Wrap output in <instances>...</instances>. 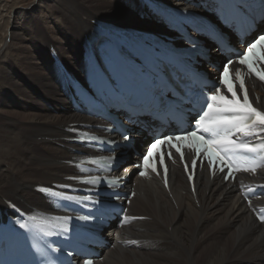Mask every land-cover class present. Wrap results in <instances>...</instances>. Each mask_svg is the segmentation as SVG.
<instances>
[{
    "label": "bare ground",
    "instance_id": "1",
    "mask_svg": "<svg viewBox=\"0 0 264 264\" xmlns=\"http://www.w3.org/2000/svg\"><path fill=\"white\" fill-rule=\"evenodd\" d=\"M167 1L186 8L184 0ZM0 8L12 28L0 40V211H46L51 206L37 191L70 185L79 175L74 165L91 154L72 140L96 122L73 110L65 92L69 80L83 81L90 71L89 36L99 23L162 32L155 17L141 18L146 9L138 0H34L27 8L15 0ZM254 86L264 110V87ZM130 128L137 151L149 129L138 120ZM135 157L128 151L114 176H126L125 188L135 192L129 213L140 220L121 230L112 224L96 264H264V224L255 220L264 200L245 203L234 184L210 180L205 170L190 182L178 164L167 184L133 178Z\"/></svg>",
    "mask_w": 264,
    "mask_h": 264
},
{
    "label": "snow or ice",
    "instance_id": "2",
    "mask_svg": "<svg viewBox=\"0 0 264 264\" xmlns=\"http://www.w3.org/2000/svg\"><path fill=\"white\" fill-rule=\"evenodd\" d=\"M253 24H255V21H253ZM234 62L244 66V69L237 68L233 74L231 65ZM262 66H264V32H259L243 52L236 54L234 58L228 59L224 63L218 84L214 85L203 98L195 120L194 130L175 136L168 135L154 139L148 146L146 154L142 157L143 165L145 167L149 166L154 153L160 151L164 145L175 148L177 152H180L181 159H183V152H181L178 145L187 142V146L191 147L197 156L203 154L207 158L210 166L218 163L221 165V171L227 168L228 173L225 178L231 176L233 170L239 171L242 169L246 172H254L259 165L241 161L239 154L241 152L256 153L258 151L256 145L249 143L244 139L245 137L264 140V135H262L264 134V110H259L253 106L246 88V80L252 75L264 81V67ZM123 138L124 140L129 139L127 135ZM165 154L170 159L172 158L170 151L167 153L161 152V164H163ZM108 159H111V157ZM195 163L196 161L193 160V165ZM153 171H156V169L153 168ZM165 171H167L166 168ZM144 174L143 171L140 172V175L143 176ZM70 179H75V177H70ZM98 182L96 177H90L84 181V183L91 185ZM58 187L70 189L71 186L59 185ZM40 191L69 201L90 199L86 196H67L62 192H53L49 188H42ZM90 218L85 216L78 219L88 220ZM30 219L35 220L36 218L30 217ZM64 219L68 220L70 218L64 217ZM260 219L264 221V215L260 216ZM20 227L27 229L28 224L21 223ZM64 231L66 232L67 228ZM44 234L48 235L49 233L44 232ZM84 264H93V260L85 259Z\"/></svg>",
    "mask_w": 264,
    "mask_h": 264
},
{
    "label": "rangeland",
    "instance_id": "3",
    "mask_svg": "<svg viewBox=\"0 0 264 264\" xmlns=\"http://www.w3.org/2000/svg\"><path fill=\"white\" fill-rule=\"evenodd\" d=\"M16 1H19L20 2V5L23 7V8H27L28 6H29V4L30 3H32L34 0H16ZM166 2H168L167 0H165ZM13 2H15V0L13 1V0H5V1H3V2H1L0 1V7H4V8H7V10H8V7H10L11 5H12V3ZM170 3V2H169ZM172 4V3H171ZM1 9V8H0ZM4 15V13H1V11H0V40L1 39H3L5 36V34L4 33H10V31L12 30V28H11V26H9L8 24H7V18L6 17H1V16H3ZM101 21H104V20H101ZM106 21V20H105ZM133 27H135V28H137V29H141V28H138V27H136V26H133ZM161 29H162V27H161ZM147 30V29H146ZM7 31V32H6ZM212 50H213V48H212ZM17 68V67H16ZM20 72H21V69H20ZM53 114H56V112H53ZM144 142H146V140H145V137L144 138H142L141 139V141L138 143V150H137V152H139L140 151V144L141 143H144ZM51 187V186H50Z\"/></svg>",
    "mask_w": 264,
    "mask_h": 264
},
{
    "label": "water",
    "instance_id": "4",
    "mask_svg": "<svg viewBox=\"0 0 264 264\" xmlns=\"http://www.w3.org/2000/svg\"><path fill=\"white\" fill-rule=\"evenodd\" d=\"M112 25L118 26L117 24H112ZM119 27H124V26H119ZM124 28H125V27H124Z\"/></svg>",
    "mask_w": 264,
    "mask_h": 264
}]
</instances>
